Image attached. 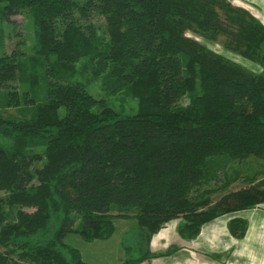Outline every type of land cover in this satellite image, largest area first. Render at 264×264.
I'll use <instances>...</instances> for the list:
<instances>
[{"label":"trees","instance_id":"1","mask_svg":"<svg viewBox=\"0 0 264 264\" xmlns=\"http://www.w3.org/2000/svg\"><path fill=\"white\" fill-rule=\"evenodd\" d=\"M20 15L36 42L28 56L0 54L7 105H30L23 118L0 111V264H88L67 237L108 241L130 218L122 264H142L159 257L151 240L170 221L193 240L264 204V24L250 11L229 0H0V50ZM81 58L137 113L91 95ZM229 231L243 239L247 222Z\"/></svg>","mask_w":264,"mask_h":264},{"label":"rangeland","instance_id":"2","mask_svg":"<svg viewBox=\"0 0 264 264\" xmlns=\"http://www.w3.org/2000/svg\"><path fill=\"white\" fill-rule=\"evenodd\" d=\"M234 5L242 8L246 7L245 4L243 5L234 4ZM13 20L15 22L14 27L3 25V33H4L3 42L5 43V46L4 49L2 48V50H0V54H2L3 51L7 53H11L14 50H17L20 53H23L26 56H28L31 54L32 47L36 42V36H35L36 29L33 19L29 15H20L14 17ZM203 43H205V45L209 49L225 55L226 57L232 59L235 62L240 63L241 65H243L244 67L248 68L249 70L255 73L262 72V68L258 64H255L237 55H234L228 51H225L220 43L219 44L218 43L213 44L207 42H203ZM77 67L80 70V74H79L80 76H78V80L81 84H83L86 87L87 91L91 95H93L97 99L104 98L107 101V104L111 106L113 109L117 110L118 112H122L124 114L137 113L139 109L138 100L134 98L126 97L122 93H117V94L111 93L106 87V85H103V82L100 80L99 75L95 71V66L88 60V58H81L77 62ZM42 97L43 96H41V98ZM184 99H185L184 101L186 102L189 101L188 98H184ZM7 103H8V95L5 92V90L0 89V111L3 112L7 111V113L14 114L18 118H23L24 112L30 113V111L21 110L23 108L30 109V105L28 104L26 105V107L24 106L14 107V106H8ZM3 140L4 139H1V144ZM244 185L245 184H243L242 182H238V183L236 182L231 186L230 189L236 190L243 187ZM113 213L118 214L119 211L117 209H114ZM166 225H164L162 229L166 228ZM115 226H116V233L108 241H95L93 243H87L83 241L78 235L70 234L67 237L66 242L80 249L83 254L84 260L88 264H122L125 260V253L122 249V243L125 240V238L127 240L128 237L131 236V234L134 233V231L137 229L138 221L134 218L118 219L115 221ZM151 245H152V240L150 244V249H151ZM174 248H176V250H174L171 255L175 254L180 249H182L176 245H173L165 249L164 252L162 253H153L151 251L152 254L159 257L153 258L146 262H151L154 259L167 257L160 255L165 254ZM212 258L222 259L219 260L218 262H222L226 260L225 256L222 258L221 257L220 258L212 257ZM225 262L226 264L229 263L227 260Z\"/></svg>","mask_w":264,"mask_h":264},{"label":"crops","instance_id":"3","mask_svg":"<svg viewBox=\"0 0 264 264\" xmlns=\"http://www.w3.org/2000/svg\"><path fill=\"white\" fill-rule=\"evenodd\" d=\"M234 4H245L256 18L264 24V0H231ZM254 11V12H252ZM234 218L247 222L246 237L237 239L229 231ZM181 220L170 221L152 239L151 251L162 253L170 246L182 249L171 256L154 259L142 264H264V204L234 214L222 216L201 229L193 240H184L178 234ZM213 259L212 257H224Z\"/></svg>","mask_w":264,"mask_h":264}]
</instances>
